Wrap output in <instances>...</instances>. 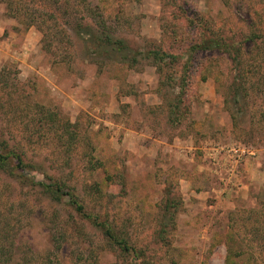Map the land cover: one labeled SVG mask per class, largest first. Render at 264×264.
I'll return each instance as SVG.
<instances>
[{"label":"rangeland","instance_id":"374dc122","mask_svg":"<svg viewBox=\"0 0 264 264\" xmlns=\"http://www.w3.org/2000/svg\"><path fill=\"white\" fill-rule=\"evenodd\" d=\"M14 1L21 20L0 2V137L25 167L0 165V264H264V0ZM103 21L136 61L86 35ZM207 39L232 53L192 52ZM154 49L177 59L162 75ZM232 149L250 153L237 176Z\"/></svg>","mask_w":264,"mask_h":264},{"label":"trees","instance_id":"16d2710c","mask_svg":"<svg viewBox=\"0 0 264 264\" xmlns=\"http://www.w3.org/2000/svg\"><path fill=\"white\" fill-rule=\"evenodd\" d=\"M1 3L6 4L7 6V11L8 14L14 18H18L19 20L20 17L18 14H21L23 12V7L20 6L19 4H17L16 1L14 0H0ZM58 2V1H57ZM57 4V3H56ZM16 5L18 6V9ZM30 21L27 23L28 25L33 26L34 24L37 23L36 18L35 17H30L29 19ZM78 28H85L83 25V23H79ZM99 27V26H98ZM100 27L102 28L101 33L97 32L94 33L93 32V28L90 26H86V29L90 31L86 32V35H88L92 42L94 44H96L100 49H103V52H106L108 54H112L113 56H117V54H119V58L124 61L127 62L128 60H137V56L134 54V52L129 48V46L126 44V42H124L121 39H117L114 38V36H112L108 31H107V24L105 21H103L102 23H100ZM254 42H257L255 38L252 39ZM230 45L226 44V43H221V41L219 42L218 40H214V39H207L204 40L202 43H200L199 45H196L193 49L192 52L193 53H197V52H205V51H215V50H220V51H225L228 54H231V49L229 48ZM141 54V53H139ZM146 58H150L152 59V62L154 64V66L157 68L158 72L162 75L164 74V71L166 68H170L171 64L169 63V61H167L168 59H170V57L173 59V61H176V57H173L172 55H168L166 53H163L161 50H151L148 51L146 54ZM171 60V59H170ZM165 79H169V77H165ZM184 80L182 81V85L184 83ZM167 86V82L164 80H162L160 82V86H159V90L160 93L162 92L163 88H165ZM186 86H184L185 88ZM183 88V87H181ZM176 102L174 104H172L171 108V114L172 117L170 119V121H174V122H180L182 119L180 117H182L184 114H182L179 110V112L177 111V109L179 108V106L181 105L182 98L176 97ZM173 116H175V119H173ZM74 140V138H72ZM71 139V140H72ZM7 141H4L1 139L0 137V165H4L6 164V162L11 159V158H16L17 161V166L18 168H24L25 167V163H24V159L22 157V155H18L15 152L12 151H5L6 150V144ZM40 185L46 190L47 193H49L52 198L56 199V200H60L61 196L64 195L63 193V186L59 183H55V185H46L44 183H40ZM62 194V195H61ZM67 196L70 197V200L72 202V204L76 205V209L78 212L82 213L83 212V207L81 205H78L74 195L72 193H68ZM178 205H179V199H171L168 198L166 199V204L163 207L162 210V218H161V229H160V236H164L170 229L172 230L173 225H174V219H175V215L177 213L178 210ZM105 229V234L106 236L109 238L110 243L113 246H118L121 249H123L126 252H130L132 249L129 246L127 240L121 236H119L117 234V232L113 229L112 226H108L106 224H102L100 225ZM231 259V254L229 253L228 255V260Z\"/></svg>","mask_w":264,"mask_h":264},{"label":"built area","instance_id":"2783aa9c","mask_svg":"<svg viewBox=\"0 0 264 264\" xmlns=\"http://www.w3.org/2000/svg\"><path fill=\"white\" fill-rule=\"evenodd\" d=\"M231 152L237 153V155H234L232 159H229L228 168L227 171L230 173V175H236L238 173V167L241 161L243 160V157L246 154H250L245 149L236 151L235 149H232Z\"/></svg>","mask_w":264,"mask_h":264}]
</instances>
